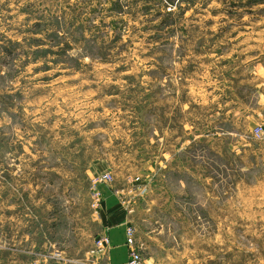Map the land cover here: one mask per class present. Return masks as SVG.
I'll return each mask as SVG.
<instances>
[{"label": "rangeland", "instance_id": "obj_1", "mask_svg": "<svg viewBox=\"0 0 264 264\" xmlns=\"http://www.w3.org/2000/svg\"><path fill=\"white\" fill-rule=\"evenodd\" d=\"M260 126L264 0H0V264H90L102 186L143 264H264Z\"/></svg>", "mask_w": 264, "mask_h": 264}, {"label": "crops", "instance_id": "obj_2", "mask_svg": "<svg viewBox=\"0 0 264 264\" xmlns=\"http://www.w3.org/2000/svg\"><path fill=\"white\" fill-rule=\"evenodd\" d=\"M103 204L99 223L102 225V235L110 239V249L103 264H127L129 249L126 246V229L129 216L117 197L108 187H101ZM99 235L96 240L102 238Z\"/></svg>", "mask_w": 264, "mask_h": 264}, {"label": "built area", "instance_id": "obj_3", "mask_svg": "<svg viewBox=\"0 0 264 264\" xmlns=\"http://www.w3.org/2000/svg\"><path fill=\"white\" fill-rule=\"evenodd\" d=\"M255 136L258 140L264 141V128L257 127L255 129ZM110 176L102 177L100 181L106 180ZM93 208H99L101 201L100 194L95 192L93 194ZM126 246L129 249V260L127 264H143V258L140 253L139 247L136 243V229L129 224L126 229ZM110 249V239L106 236L99 238L96 241L95 250L92 252L93 260L90 264H103L104 259L107 257Z\"/></svg>", "mask_w": 264, "mask_h": 264}]
</instances>
